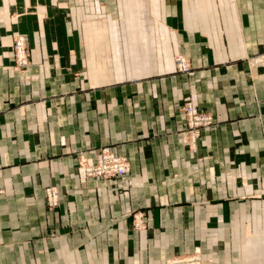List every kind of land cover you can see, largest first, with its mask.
<instances>
[{"label": "crops", "instance_id": "1", "mask_svg": "<svg viewBox=\"0 0 264 264\" xmlns=\"http://www.w3.org/2000/svg\"><path fill=\"white\" fill-rule=\"evenodd\" d=\"M185 100L215 121L193 153L179 141ZM107 144L129 157L125 176L75 169ZM195 250L264 264V0H0V264H160Z\"/></svg>", "mask_w": 264, "mask_h": 264}, {"label": "built area", "instance_id": "2", "mask_svg": "<svg viewBox=\"0 0 264 264\" xmlns=\"http://www.w3.org/2000/svg\"><path fill=\"white\" fill-rule=\"evenodd\" d=\"M27 46L28 38L26 35L18 34L15 36L12 45V52L14 53L15 65L19 68H25L29 63ZM175 63L177 71L181 73L186 74L191 70V64L181 53H178L175 56ZM183 107L184 127L180 130L181 141L183 144H186V146L188 145V147L193 148L195 151L196 142L200 137L199 134L201 130L209 128V126L213 125L215 123L214 117L210 111L207 112L200 109L191 100H186ZM93 154L94 162L92 164L88 162L87 157H81L83 161H80L81 167L84 169V173L89 177L99 176L100 178L102 177L106 179L108 177L121 178L130 170L127 157L123 153L118 154L114 152L108 144L102 145L94 151ZM46 194L48 195L49 204H55L58 196L56 188L53 186L49 187L46 190ZM197 258L198 256L187 260H171L167 264H191L192 261L194 262Z\"/></svg>", "mask_w": 264, "mask_h": 264}, {"label": "rangeland", "instance_id": "3", "mask_svg": "<svg viewBox=\"0 0 264 264\" xmlns=\"http://www.w3.org/2000/svg\"><path fill=\"white\" fill-rule=\"evenodd\" d=\"M182 54V53H181ZM182 55H184V54H182ZM185 56V55H184ZM178 72V71H177ZM187 74V73H186ZM124 83H126V81H122V83L121 84H124ZM76 86H79V85H76ZM81 86V85H80ZM79 86V87H80ZM186 101V100H185ZM185 101H183L178 107H180L179 108V110H180V112H181V116L183 115V109H184V107H183V104H184V102ZM205 111V110H204ZM180 138H181V136H180ZM179 141L182 143V141H181V139H179ZM183 144V143H182ZM183 145H185L186 146V144H183ZM190 151H191V153H193V152H195L194 150H193V148H191V147H188V145L186 146ZM124 153V152H123ZM126 157H127V159L129 158L127 155H126V153L124 154ZM82 156H80V158L78 159V161H77V165H76V168L75 169H82V167H81V164H80V161H83L82 160V158H81ZM89 163H93L94 162V156H92L90 159H89V161H88ZM128 162H129V167H130V165H131V161H130V159H128ZM82 171H83V174H84V176L85 177H87V178H100L99 176H93V177H89V176H87L85 173H84V169H82ZM109 178V177H108ZM107 178V179H108ZM101 179H106V178H102L101 177ZM51 186H53V187H55L56 188V190L58 191V196H57V201H56V203L55 204H49V199H48V195L46 194V190L49 188V187H51ZM59 195H60V192H59V189H58V186L57 185H55V184H52L51 182H49V184L45 187V189H44V199H45V210L46 211H48V212H52V210H54L56 207H58L59 206V202H60V199H59ZM52 203V202H51ZM14 208V207H13ZM141 214V215H140ZM143 213L141 212V211H137V212H135V214L133 213V221H132V226H133V229H134V231H136V232H138L140 229H142V228H144V223H143V215H142ZM60 232H59V230L57 229V228H55V227H50V228H45V230H43V232H41V234L42 235H44L45 237H51V236H60V234H59ZM37 251H39L38 253H41V248L40 249H38ZM37 251H36V253H37ZM36 253H34V254H36ZM37 253V254H38ZM85 255V254H84ZM86 256V255H85ZM85 256H84V258L83 259H85ZM196 256H198L199 257V259H200V262H199V260L198 261H194V262H192L191 264H195L196 262H198V263H196V264H214L213 262H212V260H210V259H207V258H205L202 254H199V250L197 251V250H195V251H193V252H191V253H189V254H184V255H176V256H171V257H169V258H166V259H164L160 264H167V263H169V261H173V260H187V259H191V258H193V257H195L196 258ZM92 257H96V255H92ZM33 258V261H34V264H37V260H38V258L37 257H32ZM27 259V258H26ZM68 259V256H65V258H64V263L66 262V260ZM86 264H89V262L87 261L86 262Z\"/></svg>", "mask_w": 264, "mask_h": 264}, {"label": "bare ground", "instance_id": "4", "mask_svg": "<svg viewBox=\"0 0 264 264\" xmlns=\"http://www.w3.org/2000/svg\"><path fill=\"white\" fill-rule=\"evenodd\" d=\"M199 260V257L197 258V260H194V261H198ZM193 262V261H192Z\"/></svg>", "mask_w": 264, "mask_h": 264}]
</instances>
